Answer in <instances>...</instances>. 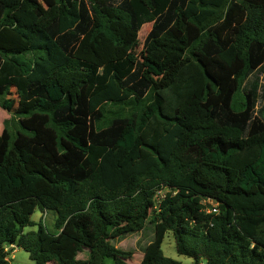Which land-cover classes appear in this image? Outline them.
<instances>
[{
	"label": "trees",
	"instance_id": "16d2710c",
	"mask_svg": "<svg viewBox=\"0 0 264 264\" xmlns=\"http://www.w3.org/2000/svg\"><path fill=\"white\" fill-rule=\"evenodd\" d=\"M12 88L0 264H130L147 223L139 264H264V0H0Z\"/></svg>",
	"mask_w": 264,
	"mask_h": 264
},
{
	"label": "rangeland",
	"instance_id": "374dc122",
	"mask_svg": "<svg viewBox=\"0 0 264 264\" xmlns=\"http://www.w3.org/2000/svg\"><path fill=\"white\" fill-rule=\"evenodd\" d=\"M149 24L143 26L142 30L139 33L140 42L143 43L146 35L150 31L152 24L148 27ZM142 49V45L137 48V51L140 52ZM263 78V75L260 76ZM254 80V77L252 78ZM262 83V80H261ZM19 104V95L16 88L10 89L8 94L5 97L0 98V133L3 130L4 124L6 121H9L13 126L17 122L16 118V109ZM206 203L211 205H215L214 201L206 200ZM43 218L46 225L50 228L55 227V213H49L43 215L42 210L38 208L36 213L33 215V219L37 222L41 221ZM38 226L28 227L26 231H37ZM154 225L151 223H147L144 230L140 232H135L129 234L125 238H115L112 239V243L126 251L133 252V257L129 259L130 264H139L144 256V248L145 246L150 243L154 237ZM164 254L167 257L173 258L182 262L183 264H194L193 259L180 255L176 249L175 238L172 232H168L164 239L162 245ZM89 255L88 251H84L79 254V258H87ZM10 264H35V262L31 259L30 254L24 250L23 248L14 247V250L11 251L9 255ZM50 264H57V262L53 261Z\"/></svg>",
	"mask_w": 264,
	"mask_h": 264
},
{
	"label": "built area",
	"instance_id": "2783aa9c",
	"mask_svg": "<svg viewBox=\"0 0 264 264\" xmlns=\"http://www.w3.org/2000/svg\"><path fill=\"white\" fill-rule=\"evenodd\" d=\"M209 211H214V212H217V209L215 208V206L211 209V210H209Z\"/></svg>",
	"mask_w": 264,
	"mask_h": 264
}]
</instances>
